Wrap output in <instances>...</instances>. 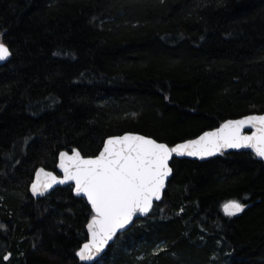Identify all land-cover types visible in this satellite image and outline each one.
Wrapping results in <instances>:
<instances>
[{"label": "trees", "instance_id": "1", "mask_svg": "<svg viewBox=\"0 0 264 264\" xmlns=\"http://www.w3.org/2000/svg\"><path fill=\"white\" fill-rule=\"evenodd\" d=\"M0 41V264H88L89 203L29 190L60 151L129 131L173 146L264 112V0H0ZM171 165L162 201L91 264H264V161Z\"/></svg>", "mask_w": 264, "mask_h": 264}, {"label": "snow or ice", "instance_id": "2", "mask_svg": "<svg viewBox=\"0 0 264 264\" xmlns=\"http://www.w3.org/2000/svg\"><path fill=\"white\" fill-rule=\"evenodd\" d=\"M11 54L0 41V61ZM246 124L256 129L252 135L242 134ZM242 147H250L258 157L264 158V115L226 121L196 140L171 148L144 136L124 135L109 138L94 158H83L78 151L72 155L61 152L58 166L64 172V179L59 183L74 181L76 192L87 196L95 212L88 224L91 240L77 252L80 260L93 259L137 212L147 213L153 199H160L165 180L172 171L168 162L173 153L203 158L222 148ZM45 175L56 181L52 173ZM45 187H51V184ZM32 191L34 194L38 192L37 184H33ZM244 208L245 205L237 200L223 205L225 214L229 216L242 212Z\"/></svg>", "mask_w": 264, "mask_h": 264}, {"label": "water", "instance_id": "3", "mask_svg": "<svg viewBox=\"0 0 264 264\" xmlns=\"http://www.w3.org/2000/svg\"><path fill=\"white\" fill-rule=\"evenodd\" d=\"M4 44H5V43H4ZM5 45H6V44H5ZM6 46H7V45H6ZM7 47H8V46H7ZM8 48H9V47H8ZM10 58H11V56H9L6 60L0 61V66H1V65H4L5 63H7V62L9 61ZM261 115H264V112H263V113H251V114H247V115H244V116H242V117H238V118H229V119L225 120L222 124H224L226 121H229V120H241V119H244L245 117H248V116H261ZM222 124H221V125H222ZM221 125H220V126H221ZM220 126L214 128V129L206 130V131H204L203 133H201L200 135H198V136L195 137V138H191V139H187V140H185V141L178 142V143L174 144L173 146H170L168 143L163 142V141H159V140H157V139H155V138H153V137H151V136L144 135V134H141V133H138V132H132V131L124 132V133H122V134H117V135H111V136H109V137H107V138L105 139V141H104V145H105V142H106L109 138H112V137H120V136H124V135H139V136H144V137H146V138L153 139V140L157 141L158 143H164V144H167V145L171 148V147H175V146L178 145V144L186 143L187 141H190V140H196V139H198L200 136H202L205 132H211V131H214L215 129L219 128ZM255 131H256L255 128H253V127H251L250 125H247V124H246V125L243 127V129H242V134H243V135H252ZM104 145H103L102 149L100 150V152L103 150ZM76 151H78V152L81 154V156H82L83 158H94V157H96V156H98V155L100 154V152H99L97 155H94V156H84V155L82 154V152H81L78 148H74V149L71 150V151H69V150H62V151H60V153H61V152H66V153H68L69 155H72V154H73L74 152H76ZM232 151H250L251 153L255 154L254 149H252V148H250V147H242V148H222L220 151L216 152L214 155H211V156H204L203 158H201L200 156H188V155H186V154L181 156V155H177L176 153H173L171 159H170L169 162H168V165H169V167L171 168L172 171H171V173L169 174V176H168V177L166 178V180H165V186H164V188H163L162 191H161L160 199H158V200L155 199V198L153 199V201H152V206L150 207V209H149V211H148L147 213H140V212H137L136 215L133 216L132 220H131L127 225H125L124 228L117 230V232H116V234L113 236V238L107 242V244L104 246V248L102 249V251H100L99 253H96V254L94 255L93 259H91V260H87V261H82V260H81V261L84 262V263L91 264V263H94L95 261L99 260V259H100L102 256H104V254L108 251L109 246L112 245V244L115 242V240H116V238H117L118 235H121V234H123L124 232L128 231L130 228H132L137 220H139V219H143V218H146V217H148V216L150 215V213L152 212V210H153L155 204H156V203H159V202L162 201V199H163V197H164V194H165V192H166V190H167V188H168L169 182H170V180H171V178H172V176H173V172H174V171H173V167H172V165H171V162H172V160H173L174 157H177V158H179V159L187 158V159H192V160H201V161H203V160H206V159H208V158H210V157H212V156H218V155H220L222 152H224V153H229V152H232ZM60 153H59V156H58V163H57V170H56V171L49 170V169H46V168H44V167H39V168L36 170L35 175H34V178H33V181H32V183H31V185H30V189H29L31 195H32L34 198H37V199H38V198H42V197H45V196L49 195L52 191H54L55 189H57V188H59V187L73 186V192H74L75 196L84 198V199L89 203V205L91 206V203L88 201L86 195H84L83 193H79V194H78V193L76 192V186H75V182H74V181H66L65 183H59L60 180H63V179H64V172H63V170L58 166L59 163H60ZM255 155H256V154H255ZM256 156H257V155H256ZM257 158H258L259 160L264 161V158H260V157H258V156H257ZM41 169H43L44 171L41 172V171H40ZM45 173H52V175L56 177V181H52V180H51V177L46 176ZM34 183L37 184V187H38V192H37L36 194H34L33 191H32V186H33ZM46 184H51V187H45ZM91 208H92V206H91ZM92 211H93V213H94V215H95V212H94L93 209H92ZM94 215H93V216H94ZM93 216H92V217H93ZM92 217H91V219H92ZM91 219L89 220V222L87 223V226H86V230H87V233H88V238H87V240L81 245V247H82L85 243L90 242V240H91V235H90L89 230H88V224L91 222ZM81 247L79 248V250L81 249ZM79 250H78V251H79ZM78 251H77V252H78ZM78 257H79V256H78ZM79 259H80V258H79Z\"/></svg>", "mask_w": 264, "mask_h": 264}]
</instances>
